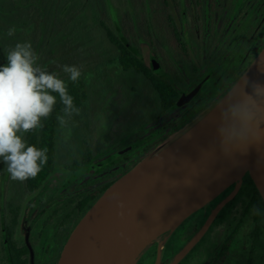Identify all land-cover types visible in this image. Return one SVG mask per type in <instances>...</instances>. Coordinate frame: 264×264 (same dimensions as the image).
Wrapping results in <instances>:
<instances>
[{
	"label": "rangeland",
	"instance_id": "374dc122",
	"mask_svg": "<svg viewBox=\"0 0 264 264\" xmlns=\"http://www.w3.org/2000/svg\"><path fill=\"white\" fill-rule=\"evenodd\" d=\"M48 2L59 7L57 22H61L69 7L63 0ZM156 2L76 0L84 11L72 25L57 31L56 46L42 48L39 39H30L34 52L40 50L38 56L43 57L41 67L61 79H68L64 65L81 67L88 98L67 126L58 123L55 168L36 192L26 194L22 182L9 176L8 182L0 181V216L6 224L11 218L16 221L14 239L18 245L31 236L35 217L53 220L55 225L71 212L67 199L111 183L124 168L151 156L167 134L199 122L226 94L227 80L234 76L236 80L243 68L236 62L239 40L233 41V34L240 16L246 13L244 2L240 11L235 8L237 0H165L166 11ZM167 16L168 26L164 21ZM100 22L137 50L149 70L153 71L156 63V75L171 84L183 103L162 113L158 95L148 82L134 71H121L117 52ZM166 144L159 145L156 152ZM239 185L240 181L234 184L233 200ZM230 186L216 199L232 195ZM248 205L244 200L235 204L237 214L246 221L253 217ZM142 245L141 241L133 244L129 254L138 253Z\"/></svg>",
	"mask_w": 264,
	"mask_h": 264
},
{
	"label": "water",
	"instance_id": "95a60500",
	"mask_svg": "<svg viewBox=\"0 0 264 264\" xmlns=\"http://www.w3.org/2000/svg\"><path fill=\"white\" fill-rule=\"evenodd\" d=\"M258 58L264 59V48L245 71L250 69L252 79L264 81L254 66ZM224 96L177 140L105 189L68 236L57 264H119L112 259L115 254L129 249L142 234L167 230L204 207L230 186L225 184L227 176L241 166L245 170L238 179L247 172L264 201V143L229 156L220 149L218 105ZM113 193H118L115 199Z\"/></svg>",
	"mask_w": 264,
	"mask_h": 264
},
{
	"label": "clouds",
	"instance_id": "9594fccd",
	"mask_svg": "<svg viewBox=\"0 0 264 264\" xmlns=\"http://www.w3.org/2000/svg\"><path fill=\"white\" fill-rule=\"evenodd\" d=\"M15 33L12 27L6 35L12 37ZM6 60L0 66V161L13 181L24 182L36 177L48 161L47 149L28 144L24 136L42 128V121L52 114L57 104V95L53 93L58 94L62 105L57 116L61 127L73 121L80 109L69 94L66 82L37 63L39 57L30 42L16 43L6 52ZM254 66L264 74V59L258 58ZM62 70L72 82L81 78L80 66L64 65ZM249 70L227 84L224 99L218 105L217 136L225 156L236 151L243 154L250 146L264 143V81L252 79ZM117 195L113 193V199ZM123 206L119 202L118 207Z\"/></svg>",
	"mask_w": 264,
	"mask_h": 264
},
{
	"label": "trees",
	"instance_id": "16d2710c",
	"mask_svg": "<svg viewBox=\"0 0 264 264\" xmlns=\"http://www.w3.org/2000/svg\"><path fill=\"white\" fill-rule=\"evenodd\" d=\"M156 1V3H158L157 7L166 11L167 7L164 5L165 0ZM255 3V52L247 63L241 62L243 68L240 70L237 78L242 72H245L261 49L264 48V29L261 30V27L264 28V0H255ZM63 4H67L69 9L66 11L65 16L61 19L59 24L57 22L60 20L59 7H56L55 3H49L48 0H0V66L7 63L6 52L14 47V45L18 42H30L31 40L34 41L39 39V41L42 42L40 45L42 48L56 46V39L58 37L56 35L57 31L60 32L64 26L68 27L69 25H72L76 21L75 19L77 18V15L79 13L82 14L84 11L82 9L83 6L79 5L78 7L76 5V0H63ZM168 18L169 16L164 19L167 26ZM100 24L108 41L115 46L118 51L117 64L120 69L124 72L133 70L147 78L152 88L156 90L162 113L168 112L177 107L179 103V95L171 84L161 77H158L157 75L155 76L153 71L146 67L143 60L137 56V53L130 50V46L124 43L121 37H116L109 27L105 25V23L100 22ZM12 27H15L16 33L14 36L8 37L6 33L8 29ZM175 40L176 44L182 48L180 39L176 37ZM39 52L40 50L36 52L37 56L39 55ZM42 60L43 57H39V60L37 61L40 66L43 65ZM234 80V78H231L227 81L229 83ZM64 81L68 86L69 94L74 97L75 105L81 110L88 98V93L83 80L80 78L77 82H72L69 79ZM53 95H57V104L52 114L47 119L42 121L43 127L30 131L24 136L28 144L35 145L40 149L46 148L48 155L47 163L42 166L41 171L37 174V176L22 182V187L26 194L36 192L55 168L56 129L58 125L57 116L61 114L62 105L59 103L58 94L53 93ZM82 160L84 161L85 158ZM140 162L141 161L138 163ZM72 167L73 165H71V171L74 170ZM130 169L132 168H127L123 172V175ZM8 176L10 178V175L5 169V164L0 161V181L8 182ZM121 176L118 175L111 183L105 184L95 190L87 191L77 196L75 199H67V203L72 205V209L71 212L66 213L63 218L66 236L72 227L77 224L85 212L91 207V205L105 191V189ZM237 181H240V185L238 195L234 201H249L248 209L252 211L253 219L257 224L259 223L260 218L264 219V201L261 200L247 172ZM253 209H258L259 212L254 213ZM15 226L16 221L14 220L13 223L8 224L6 228L1 230L3 236L2 240L10 249L9 254L5 255V258H9L11 260V264H28L29 257L27 247L25 245L18 246L14 240Z\"/></svg>",
	"mask_w": 264,
	"mask_h": 264
},
{
	"label": "flooded vegetation",
	"instance_id": "af4514ba",
	"mask_svg": "<svg viewBox=\"0 0 264 264\" xmlns=\"http://www.w3.org/2000/svg\"><path fill=\"white\" fill-rule=\"evenodd\" d=\"M242 2L245 3L247 10L240 16V22L233 34V41L239 40L236 51L239 55L236 62L247 63L254 54L256 46L254 36L256 3L255 0H237L235 8L238 7L239 11L243 9ZM262 29L264 28L261 27ZM111 47L118 55L115 46L111 45ZM130 50L137 52L134 48H130ZM121 71L124 72L122 69ZM134 74L141 75L156 96V90L152 88L147 78L135 71ZM153 74L156 76V63H153ZM191 127L185 130L175 129L167 134L163 140L156 144L151 156L145 160L169 146ZM165 143L167 144L156 152L157 147ZM140 163L137 162L124 170L133 168ZM234 184L230 186L232 195L229 194L226 199L215 198L169 231L150 234L142 240L143 245L139 247L138 253H132L135 256L131 264H264V221H262L264 219L260 218L259 223L256 224L253 217L250 221H246V217L237 214L235 209L237 201L233 200L236 192ZM217 207L219 210L203 230ZM39 218L37 216L33 220L29 239H26L21 245L15 242L18 246L25 245L27 247L28 264H57L63 246L76 225L66 236L63 218L58 220L55 225L53 220L40 221ZM5 220V217L0 216V264H11V260L5 258L10 249L2 240L1 230L13 223L14 219H9L8 224ZM245 229L246 231L243 232ZM220 233H223L221 238ZM44 234L45 236H43ZM237 246L238 248H236Z\"/></svg>",
	"mask_w": 264,
	"mask_h": 264
},
{
	"label": "bare ground",
	"instance_id": "6f19581e",
	"mask_svg": "<svg viewBox=\"0 0 264 264\" xmlns=\"http://www.w3.org/2000/svg\"><path fill=\"white\" fill-rule=\"evenodd\" d=\"M245 166H241L237 168L235 171L231 172L227 179L225 180V184L232 185L236 183L239 176L244 172ZM164 228L153 230L152 232L144 233L142 236H140L139 239H137V242H140L144 239H146L150 234H156L160 231H163ZM130 249V248H129ZM129 249H126L124 251H121L118 254H115L112 259H117L119 261V264H131L132 260L134 259V254H129Z\"/></svg>",
	"mask_w": 264,
	"mask_h": 264
}]
</instances>
